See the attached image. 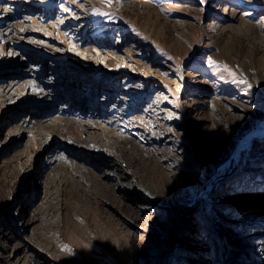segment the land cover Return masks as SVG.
<instances>
[{"label": "rangeland", "instance_id": "1", "mask_svg": "<svg viewBox=\"0 0 264 264\" xmlns=\"http://www.w3.org/2000/svg\"><path fill=\"white\" fill-rule=\"evenodd\" d=\"M0 264H264V0H0Z\"/></svg>", "mask_w": 264, "mask_h": 264}]
</instances>
